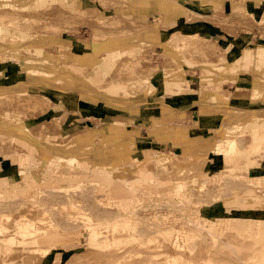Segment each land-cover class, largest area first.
Wrapping results in <instances>:
<instances>
[{
	"label": "rangeland",
	"instance_id": "1",
	"mask_svg": "<svg viewBox=\"0 0 264 264\" xmlns=\"http://www.w3.org/2000/svg\"><path fill=\"white\" fill-rule=\"evenodd\" d=\"M148 1L149 2L146 0V2L142 4V0H82V6L87 7V11L80 10L79 14L88 17L82 18L83 20L85 19L87 23L85 20H78V23L75 21L78 26L76 25L77 27L75 28L73 24L76 29H72L74 32L62 29L66 17L59 13V11L62 7H65V5L57 0H55L54 4L47 10H40L41 12L37 13L38 10L35 9V11L33 9L31 11L36 12L35 14L33 13V15L31 11V13L28 11L32 16L26 14L27 11H25V13L20 12V15L24 13V15H22L23 18H20L19 13H14L12 17L16 18L15 16L19 15L20 19L18 18L14 21L19 22L20 27L21 24L22 26H27V23L31 21V17H36V19H34L36 21L32 22L38 26V28L35 27L33 23V25L31 24L32 26L28 23L29 26L32 27V30L30 27L26 28V26H24L26 28L25 30L30 29L27 30L28 32L30 31V33L34 30V32L38 33L41 37H50L49 42L45 44V48L55 55L58 61L62 60V63L67 69L75 65L77 59L74 56V52L78 51L81 55L95 54L93 50V43L95 40L99 42L103 39H108L112 42L121 41L122 45H124L123 48L133 49L134 52L129 54L124 53L122 55L119 54L114 60L113 68L111 66H106L108 70L106 73H101V68H98L95 76L91 78L92 81L94 80L96 82V86L102 88L111 83L109 87L113 86L119 88L118 91L120 92L113 95V98L119 102L123 100H125L127 104L135 101L146 102V104L143 105L145 109H147V106L158 108L157 114H162L160 120H162L163 123H170L173 126L182 127V129H194L193 125L195 122H193L190 116H185L184 109L158 104L154 97V92H156L158 86L155 85L153 76L155 71H157V67L162 63L161 55L164 52V46L156 41L140 45L137 43H130L128 40L132 39L133 36L137 35L148 26L165 32L166 39L180 32H198L202 35L209 36L206 32H202L203 28L201 27L214 28L216 32L220 33L218 38L215 37V41L218 42L219 48L221 49H216V62L206 60L207 58L204 57L202 59L201 54V58L198 57L196 51L194 56L197 55L198 58L196 56V58L191 56L194 51L192 54L190 53L191 55L187 54L190 51L179 53L189 57L191 59L190 61L195 64L194 67L185 65L187 71L184 79L188 83L189 80H199L202 87V82L198 79L202 70H207L222 76L220 70L216 68L213 69L212 65L223 62L227 56L228 51L225 49L230 43L225 39H229L231 36L239 37L240 33H243L235 44L236 47L239 46L237 48L239 52H241L240 47L242 48V45H240V42H242L243 37L250 32H252V37L254 35L260 37L261 33L264 31V20H261L260 12L258 11L255 14L239 15L232 24L220 26L218 23L219 15L231 14L233 3H238V7L240 10L243 9L242 11L244 12L246 0H243V2H236L235 0H216L215 2L214 0L212 5L208 7H205L206 5L204 6L203 4L208 3V0H164L165 3L174 2L175 5H179L183 10L178 18L175 17L177 19L174 20L173 18L175 22L171 23L170 20L168 21L165 19L164 13L155 5V0ZM220 1V6L214 4ZM226 1L230 2V10L227 13L223 10ZM192 13L196 16L192 15ZM197 14L203 16L197 17ZM24 16L30 18V20H25ZM192 16H194L195 19L197 17L198 20H190V18H193ZM144 17H146V20ZM0 20H3V18H0ZM81 21H83L84 24H82ZM24 27H22V29H24ZM35 28L36 30L42 29L36 32ZM44 29L46 31H44ZM176 30H180V32H176ZM51 38L56 40H64V38L71 39L74 40V43L71 44L70 42L71 45L60 47L59 42H53ZM75 39L88 42V44H84L83 42L80 43L81 41L79 40H77L79 43L75 42ZM255 39L252 38L254 42L246 45V49L253 50L255 48L257 45ZM63 43L66 42L64 41ZM72 45L77 48L72 47ZM210 46L212 45L210 44ZM236 47H231L233 51L230 53L231 55L228 53L229 58L232 59V57L238 55ZM213 48L216 47L213 46ZM222 51L223 53L226 52V56ZM109 52H112V50ZM102 53L105 54L106 52L104 51ZM219 55H222V57L224 55V57H219ZM173 63L175 62L168 61L169 65ZM253 66L254 61L251 60L249 65L242 67L243 73L251 77ZM13 67L20 68V64L15 60L0 62V74L7 75L12 73ZM77 77L81 78V76L78 75ZM42 78L43 76L34 83L30 82L28 78L23 79L24 81L22 84L36 83L45 86L51 97L47 108L44 107L45 105L37 103V100L31 101L30 103L27 102V100H23L24 103H21L17 101V98L2 97L0 98V115L13 119H19L24 116L34 118L30 120H34L31 124L32 127L36 128L38 132L41 131L50 140L57 139L61 136L60 132H64V134H73L75 139H82V135H86L85 137L90 138L95 143L101 142V136L94 135L96 133L94 131L95 128L103 126L100 134L102 133L105 135L106 133L102 120L104 117H107L106 115H109L112 119L123 120L126 122V125H134V130L137 131L138 136L149 135L148 127L155 125V121L153 120H145L142 116H131L130 113L126 112L130 107H124L125 111L116 110L104 107L100 102L88 103L84 100H80V98L77 102V107H67L64 111L51 110V106L57 102H53L52 97L54 96L56 99H61L63 97V94L60 92L62 88L69 91L67 95L74 96H79V94L84 93L86 90L82 88L84 85L76 81L73 76L70 77L69 84L68 82L63 84H58L56 82L47 83L44 82ZM5 81L10 83L11 79H5ZM221 82H228L234 86L236 85L234 79L229 76H226L224 79L222 78L217 84ZM167 84L168 82L165 85ZM222 84L220 87L225 89ZM249 85L250 81L247 79L243 87H249ZM109 87H107L106 90ZM147 87H150L152 92L149 94V97L147 96L146 98ZM230 90L234 91V87H231ZM166 91L170 92L168 89ZM188 91L195 92L190 88ZM225 93L226 97L230 99V105L250 108V100L237 99L239 97V95H237L238 93L229 91V89H225ZM95 97L100 99L97 95ZM203 103L210 102L201 101L197 104V108L199 104L201 105ZM226 108L227 107L224 106L225 110ZM256 111L261 112L263 109L258 107ZM130 117L135 118L133 124L130 123ZM58 119H66L60 128V125L56 122ZM193 119L195 121V116ZM44 120L46 126L41 124ZM205 135L211 136L213 139L215 137V131L211 130ZM238 135L241 144L245 146L248 141L247 138L250 136L249 130L245 131V129H242L238 132ZM1 136L3 142H9L12 144L13 148L8 144L5 147L7 155L0 152V158L5 160L0 166V175L10 171L16 180V161L22 162L24 165H27L31 159L40 161L43 150L38 148L30 152V149L15 137L3 133H1ZM262 137L264 140V135ZM167 143L169 145L165 147ZM191 144L206 145L201 141L198 143L197 141L194 142V140L186 142L185 145ZM115 146H117V144L110 143L107 148L112 149ZM1 147L2 145L0 144V149ZM161 148L164 151L176 149L172 142H165ZM151 152L153 153V151ZM146 153L150 152L146 151ZM146 153L145 151L135 149L132 154L134 156L133 159H130L128 161L129 164L126 165L129 173L131 167L138 168L139 166L137 165L141 163L142 165H140V167L142 173L140 172L138 175L143 177L145 172H148L147 174H149L150 177V179L142 181V184L134 186L135 188L133 189H129L125 182H127L128 179H135V177H137L136 174H129L126 177H122L118 174L110 177L94 172L92 169H88L89 171L83 170V172H81V170H72V173H67L69 171L67 168L64 170L65 173L60 169L65 163H60L58 166L59 170L55 173H52L48 169L44 170L45 180L44 182H40L38 186L35 187V185H32L30 189L22 188L16 195L0 199V213L3 214L0 215V224L2 223V225L5 224L8 226V233L0 235V264L6 262L8 264H40V259H34L35 256H39V254L34 251V246L45 249L51 245L55 247L56 245L64 246L57 248L56 251L60 252L55 255L52 254V256L66 258L70 253L79 251L80 255H82L81 261H86L85 257L91 256V260L96 264L106 263L110 256L112 258L119 257V261H123L124 264H130L131 262H133V264L161 263L160 260L164 255L158 247L156 249L161 252L154 255L157 257V260H154L156 259L154 258L148 261L143 260L141 254H130L129 251H127L134 246V244L130 243V239H127L130 245L126 243L123 246H117L116 249H113L112 245H109L114 241L112 239L113 233L110 229L106 228L105 225L118 224L125 228V221L130 222V228H119L117 229V233L128 234L127 237L132 235L138 236L140 233L139 237L142 239L144 238L143 235H146L145 231H149L148 229L159 231L165 228L171 229V227L180 226L178 229L183 232V243L191 248L200 246L203 248L202 255H207L209 251L217 260V263L264 264V228L252 226V228L249 229V234H245V228L233 226L235 224L229 219V215H236L244 211L238 209L232 210L231 205L228 203L229 201H234L236 206L245 208V196L251 193L253 199H258L260 201L257 212L264 210V185L257 180L260 178V173H264V169L260 172L261 163L262 167H264V156L259 160V167L251 170L248 175H246L240 170L229 168V165L224 163L220 155L210 153L208 157H206V160L204 159L205 162L202 165L193 166L191 171L186 173L183 182L185 184L182 188H178L176 187V178L178 179L180 177L179 172H175L170 168L166 169V171H160L154 161V154L149 156ZM246 157L247 155L245 153H240L233 158V161L239 163ZM145 160L147 161L142 163ZM186 162L189 161H182L179 164H184ZM51 163L56 164V162ZM84 171L87 172L84 173ZM100 175L110 183L111 197H113L111 200L107 192L102 190L103 188L99 185L98 181L100 180H98V176ZM58 178H62L66 181L64 185H55L61 184ZM139 179L143 180L142 178ZM71 185H74V187H70ZM101 195H104V197ZM128 196L129 198L131 197V201L129 199L130 202L126 204L127 208L125 211L121 210V205L113 202L115 199H123ZM139 201L140 203L138 204ZM222 209L226 210L222 211ZM214 210H216L214 212V217L221 216L223 219L212 223L210 218H212V211ZM126 211L130 213L128 219H124L122 216ZM66 222H70L75 228L72 230H64V232H76L79 234V236L77 235V237L69 240V242L58 241L54 243H45L44 241L46 239L50 241L54 240L52 236L51 238L45 236L43 237L45 240H40V244L38 245L30 242L24 243V234L26 237L32 236L33 239H37V232L42 230L39 229L40 226L51 225L52 230V226H60ZM22 224H25L26 228L21 233L19 228ZM182 226L184 228H182ZM95 229L97 231H103L100 234L103 239H100L99 242H108L106 248L113 249L114 251L112 253H99V249H102L101 245H93L91 243L92 240L84 235L90 230L93 231ZM146 238L147 236L144 239ZM69 243L72 244V246L66 247L74 249L70 250V252H66L65 245H69ZM127 245H129V247ZM153 249H155V247ZM90 250H92V252H90ZM174 254L177 255V251ZM72 255L74 256V254ZM175 255H173V253L168 254L165 258L166 263L172 262L170 258ZM192 256L197 255L189 252L185 253L183 258L184 262L186 259H191ZM6 257L8 258L7 260H5ZM130 258L132 259L128 260ZM55 262H59V259L56 258ZM66 263L67 261H62V264ZM50 264H53V262H50Z\"/></svg>",
	"mask_w": 264,
	"mask_h": 264
},
{
	"label": "bare ground",
	"instance_id": "2",
	"mask_svg": "<svg viewBox=\"0 0 264 264\" xmlns=\"http://www.w3.org/2000/svg\"><path fill=\"white\" fill-rule=\"evenodd\" d=\"M57 1H60L65 5V7H62L59 11V13L66 17L63 22L62 29L74 32V30H76L75 28L78 26V20H83L82 18H88L79 14L80 10L86 12L87 7L82 6V0ZM235 1L243 2V0ZM54 2L55 0H0V11L5 9L4 11L0 12V18H3L4 20H0V62L15 60L20 64V68H12V73L7 75L0 74V98H17V101L21 103H24L23 100H27V102L29 103L31 101L37 100V103L43 104L45 105L44 107L47 108L49 106L51 97L49 96L46 87L36 83L22 84V82L24 81L23 79L28 78L30 82L34 83L35 81L37 82V80L40 79L41 76H43L42 80L47 83L56 82L58 84H63L65 82H68L69 84L70 77L73 76L76 81L84 85L82 86V88H84L86 91H84V93L82 94L77 93L79 94V96H74L67 95L69 91L62 88L60 92L63 94V97L61 99H56L54 96L52 97L53 102H57H55L54 105L51 106V110L54 109L56 111H64V109L67 107H77V102L80 98V100H84L88 103L100 102L104 107L116 110L125 111L124 107H130V109L126 110V112L130 113L131 116H142L145 118V120H153L155 121V125L148 127L149 135L138 136L137 131L134 130V125H126V122H124L123 120L112 119L109 115H106L107 117H104L102 119L104 128L106 129V133L105 135L101 136L100 143H95L90 138L85 137L86 135H82V139H75L73 137V134H64V132H60L61 136L57 139L50 140L41 131L38 132L36 128L32 127L31 124L32 121L34 122V120H30L34 118H28L24 116L19 119H13L7 116L4 117L0 115V135L1 133H3L5 135L15 137L17 140H20L28 149H30V152L38 148L43 150L42 157L40 156V161L31 159L27 163V165H24V163L22 162L16 161V180L12 176V173H10L4 179H0V199L16 195V193L22 188L30 189L32 185H35V187L38 186L40 182H44L45 180L44 170L48 169L52 173H55L59 170L58 166L60 163H65L64 166H62L60 169L62 172H65L64 170H66L65 168H67L69 170L67 173H70L72 170H81V172H83V170L92 169L94 172L104 174L105 176L108 175L110 177L118 174L122 177H126L129 174H136L137 177H135V179H128L127 182H125L126 186L129 189H133L135 188L134 186L142 184L141 182L145 179H150L149 174H147L148 172H145V175H143V177L138 175V173H142L140 167V165H142L141 163L137 165L140 168L131 167L129 169L130 172L128 173V167L126 165L129 164L128 161L130 159H133L134 156L132 154L134 153L135 149L145 151V153L146 151L150 152L146 153L149 156L151 154H154V161L159 167L160 171H166V169L169 168L175 172L178 171L180 174V177L178 179L176 178V187L178 188H182L185 184L183 182L186 173L188 171H191L193 166L202 165L205 162L206 157H208L210 153L220 155L224 163L229 165V168L233 170H240L246 175H248L251 170L257 169L259 167V160L262 156H264V140L262 137L264 135V31L260 35L258 42L259 45H257L256 50L254 49L255 61L251 78L245 77V75L243 74L240 75L236 63L232 64L230 67L218 66L214 64L212 65L213 69L216 68L220 70L222 76L226 75L234 79L236 83L235 92L240 93L245 99L250 100V108L230 105V99L226 97L225 89L220 87V83L217 84L219 81H221V76L219 74L216 75L213 72L211 73L207 70H202L199 78L202 82V89L197 92L198 94H196L195 104L197 106V104L201 101L210 103H203L201 105L199 104L198 108H195L196 112L194 121L195 124L193 125L194 129H182V127L180 128L177 126H173L170 123H163V121L160 120L162 114H157V107L147 106V109H145L143 105L146 104V102L140 101H135L129 104L125 103V100L119 102L118 100L113 98V95H116L117 92H120L118 91V87H109L111 84L109 83L108 85L99 88L96 86V82L94 80L92 81L91 78L95 76L97 72L96 70L98 68H101V73H106L108 71L106 69V66H111L113 68L114 60L119 56V54L122 55L124 53L129 54L134 52L133 49L123 48L124 45H122L121 41L112 42L111 40L103 39L99 42L95 40L93 43V50L95 54L81 55V53H79L78 51L74 52V56L77 59L75 61V65H72L67 69L65 68L66 66L62 63V60L58 61L55 55L50 53V51L45 48V44L49 42L50 37H41L38 33H35L34 30L32 31V33H30V31H27L30 29L32 30V27L30 26L34 24L32 21H36L34 20L36 19V17H31V21L28 22L30 26L27 23L28 27L26 25L22 26V24L20 27L19 22L14 21L15 19L17 20L19 18L20 12L25 13V11H27L26 14L33 15V13H36V10H38L37 13L41 12L40 10H47L52 4H54ZM145 2L146 0H142L141 3L144 4ZM147 2L149 1L147 0ZM213 2L214 0H208V3L203 4L204 6L206 5L205 7H208L211 6ZM214 4L220 6L221 1ZM237 4L233 3L231 14L219 15L218 23L220 24V26L232 24L235 18L239 17V15L255 14L258 11L260 12L261 20H264V1L246 0V8L244 12L242 11L243 9L240 10ZM155 5L162 13H164L165 19L168 21L170 20L171 23H174V20L176 19L175 17H178L183 12L182 8L179 5H175L174 2L165 3L164 0H155ZM33 9L36 10L31 11ZM28 11H31L32 13L30 12V14L28 13ZM14 13H19V15H16V18H14L12 17ZM24 13L20 15V18H23L22 15H24ZM192 15H194V13H192ZM194 16H192L193 18H190V20L192 19L193 21V19H195ZM198 16L202 17L203 15L197 14V17ZM197 17L195 20H198ZM145 18L146 17H144V19ZM24 19L30 20V18L25 16ZM75 21H77V23ZM83 21H81L82 24H84ZM73 24L75 25V28ZM24 26H26V28L30 27V29L25 30L26 28ZM22 27H24V29H22ZM35 27L38 28V26L36 25ZM73 28L74 30H72ZM40 30L38 29L36 30V32ZM44 31L46 30L44 29ZM251 33L252 32L246 34L245 37H243L242 42H240V45L244 47V55H246L245 45H247L248 42L252 40ZM165 36V32L148 26L146 29L140 31L137 35L133 36L132 39H129L128 41L130 43H137L140 45L156 41L164 46V52L161 55L162 63L157 67V71H155V74L153 76V81L155 82V85L158 86V89L156 90V92H154V97L158 104L177 107L175 106L176 102L188 99L191 96V92L188 91V89L190 88L189 84L184 79V76L187 71L186 66H195L194 62L192 63L190 61L191 59L189 57L179 53L190 51L187 54L191 55L194 51L193 55H191L193 57L196 51L198 57H200L201 54L202 59L204 57L207 58L206 60L215 62L217 61L216 49L220 48L218 42H216L213 38L202 35L200 33L187 35L180 32L167 39L165 38ZM75 40V42H78L77 40H79L81 41L80 43L83 42L84 44H88V42L82 41L80 39ZM51 41L59 42L60 47L69 46L74 43V40L66 38H64V40H56L51 38ZM64 41L66 43H63ZM210 44L212 46H210ZM213 46L216 48H213ZM72 47L77 48L74 45H72ZM229 49L230 46H226L225 50L228 51ZM111 50L112 52H109ZM104 51L106 52L105 54L102 53ZM225 53L223 54L226 56ZM197 55L195 56L197 57ZM195 56L193 58H196ZM219 57H222V55H219ZM168 61L175 63L169 65ZM77 75L81 76V78H78ZM5 79H11L10 83L8 81H5ZM245 79H248L250 81L249 87H243V85L240 83V80ZM167 82L168 84L165 85ZM107 87L109 88L106 90ZM167 89L170 90V92L166 91ZM151 92V88L147 87L146 98L147 96L149 97V94ZM96 95L100 99H97L95 97ZM224 106L227 107L226 110L224 109ZM258 107H261L263 111H256V108ZM129 120L130 123L133 124L135 118L130 117ZM65 121L66 119L56 120V122H58V124L60 125L59 128ZM41 124L43 126H46L45 120L41 122ZM242 129H245V131L249 130L250 133L245 146H243L238 139V132ZM128 130H130L131 132ZM211 130L215 131V137L212 139L211 144L185 145L186 142L190 140H194V142H196L200 137L206 136L205 134L209 133ZM165 142H172L175 145L176 149L172 151L162 150L161 146ZM110 143L117 144V146L112 149H108L107 147ZM151 151H153V153ZM240 153H245L247 157L241 162L235 163L233 161V158L235 156H238ZM146 161L147 160L141 162L145 163ZM182 161L189 162L179 164ZM51 162H56V164H53ZM263 169L264 167H262L261 163L260 172L263 171ZM86 172L87 171H84V173ZM138 177L142 178L143 180H140ZM58 180L61 182V184L55 185H64V183L66 182L62 178H58ZM98 180H100L98 182L99 185H101V187L103 188L102 190L107 192L110 200L111 198L113 199V197H111L112 193L109 181L103 179L101 175L98 176ZM257 180L264 185V173H260V178H258ZM70 187H74V185H71ZM101 196L104 197V195ZM251 196V193L246 194L245 208L236 206L234 201L228 202L231 205L232 210L238 209L244 211L236 215H229V219L232 221V223L235 224L233 226L237 228H245V234H249V229H251L252 226L264 228V210L257 212V209L260 206V201L258 199H253V197ZM129 199L131 201V197L129 198L128 196L123 199H115V201L113 202L121 205V210L125 211L127 208L126 204L130 202ZM139 203L140 201L138 202V204ZM225 210L222 209V211ZM215 211L216 210L212 211V218H210L212 223L223 219V217L221 216L214 217ZM0 215L3 214L0 213ZM129 215L130 213L128 211L122 214L124 219H128ZM125 222V228L121 227L118 224L105 225V227L110 229L113 233L112 239L114 241L109 244L112 245L113 249H116L117 246H123L124 244L129 242L127 239H130V243L134 244V246H130V250L128 249L127 251H129L130 254H141L143 260L150 261L154 258H156L154 260H157V257H155L154 255H157L161 251L163 252L164 257L160 260L161 263L152 262L149 264H224L217 263V260L209 251L207 255H202L203 248H201L200 246H198L197 248H191L183 243V232L179 231L178 229L180 228V226H174L171 227V229L165 228L164 230L162 229L159 231L148 229L149 231H145L146 235H143L144 238L146 236L147 238L141 239L139 237L140 233L138 234V236L132 235L128 237V234L117 233V229L119 228H130V222ZM25 226V224H22L20 226L19 229L21 233L26 228ZM7 228L8 226H6L5 224L2 225L1 223L0 235L7 234ZM74 228L75 227L72 226L70 222H66L60 226H52V230L51 225L40 226L39 229L42 230H39L37 232V239H33L32 236L26 237V235L24 234V243L30 242L32 244L38 245L40 244V240H45L43 239V237L45 236H47V238H51L52 236L54 239L53 241L46 239L44 241L45 243H54L58 241L69 242V240L77 237V235L79 236V234L76 232L66 233L64 232V230H72ZM182 228L184 227L182 226ZM102 232V230L97 231L95 229L93 231L90 230L87 234L84 235L92 240L91 243L93 245H101L102 249H99V253H112L114 251L113 249L106 248L108 246V242H99L100 239H103L100 235ZM129 245L127 246L129 247ZM62 246L63 245H56L55 247L54 245H51L50 247H46L45 249L39 246H34V251L39 254V256H35L34 259H40V264H50V262H53V264H62V261H67L66 264H96L91 260V256L85 257L86 261H81L82 255H80L79 251L70 253L66 258L54 256L55 254H58L60 252L56 251V249L61 248ZM66 246H72V244L69 243V245H65L66 252H70V250L74 249L69 247L67 248ZM154 247L155 249H153ZM157 247L160 248L161 251L156 249ZM176 251L177 255L174 254ZM90 252H92V250H90ZM187 252L197 256H192L191 259H186L184 262L183 258L185 253ZM62 253L65 254L64 252ZM170 253H173V255L175 256H172L170 258L172 262L166 263L165 258ZM52 254L54 255L52 256ZM72 254H74V256ZM56 258L59 259V262L57 263L55 262ZM7 259L8 258L6 257L5 260ZM131 259L132 258L128 260ZM4 264L8 263L6 262ZM97 264L124 263L123 261H119V257L112 258L110 256V258L107 259L106 263ZM130 264H133V262H131Z\"/></svg>",
	"mask_w": 264,
	"mask_h": 264
},
{
	"label": "crops",
	"instance_id": "3",
	"mask_svg": "<svg viewBox=\"0 0 264 264\" xmlns=\"http://www.w3.org/2000/svg\"><path fill=\"white\" fill-rule=\"evenodd\" d=\"M262 1H264V0H262ZM223 10L225 11V13H227V12H229V10H230V2L229 1H226L225 3H224V6H223ZM180 16V15H179ZM178 18V17H177ZM176 18V19H177ZM201 28H203V30H202V32H206L209 36L208 37H210V38H213L214 40H216V38L215 37H219L220 36V33L219 32H216V30L214 29V28H204V27H201ZM176 32H180V30H176ZM185 33V32H184ZM195 33H198V32H187V33H185V34H187V35H189V34H195ZM243 33H240V35H239V37L242 35ZM239 37H235V36H231L229 39L227 38V39H225L227 42H229L230 43V49L228 50V53L230 54L233 50L231 49V47L233 46L234 48L236 47L235 46V44L237 43V41H238V39H239ZM256 39H255V38ZM253 39H255V41H257V45H259V36L258 35H254L253 37H252ZM252 42H254V40L252 41H250V42H248V44L247 45H249V44H251ZM257 45L255 46V50H256V48H257ZM158 47H161V46H158ZM237 47H239V46H237ZM236 47V50H237V52H238V55L236 56V57H232V59L231 58H229L228 57V53H227V56L225 57V59L223 60V62H220V63H216V64H214V65H218V66H227V67H230L232 64H234V63H236L237 64V66H238V72H239V74L241 75V74H243V75H245L244 73H243V71H242V67L243 66H245V65H249V62L251 61V60H253V61H255V50L253 49V50H249V49H246V55H244V47H240V49H241V52H239V49ZM245 48H246V45H245ZM231 55V54H230ZM244 58V59H243ZM216 62V61H215ZM254 67V66H253ZM199 77L200 76H198V79H199ZM226 77V75H223V76H221V78H225ZM245 77H248V76H246L245 75ZM251 77H252V74H251ZM251 77H249V78H251ZM223 83V84H222ZM240 83L242 84V85H245L246 84V79L245 80H240ZM189 87H190V89L192 90V91H195V92H191V96L188 98V99H184V100H180V101H178V102H176L175 103V106H177L178 108L180 107L181 109H184V112H185V116L187 117V116H190L191 117V119L193 120V122H194V116H195V111H196V104H195V100H196V94H198L197 92H199L200 91V89H201V84H200V82H199V80H196V79H193V80H189ZM223 85V87L225 88V89H229V91H232V92H235V89H236V85L234 86L233 84H230V83H228V82H221L220 83V85ZM231 87H234V91L233 90H230V88ZM237 95H239V97L237 98V99H240V100H245V98L240 94V93H238ZM244 98V99H243ZM103 129V126H101V127H97V128H95L94 129V131L96 132L95 133V135H97V136H102L103 134L101 133L100 134V132H101V130ZM99 134V135H98ZM203 142V144H211V142H212V137L211 136H202V137H200L198 140H197V143L198 142ZM0 144L2 145V147H1V149H0V152L1 153H3V154H5V155H7V153L5 152L6 150H5V147L8 145V144H10L9 142H3V139H2V136L0 135ZM11 146H12V144H10ZM166 145H169L168 143L167 144H165V147H166ZM12 148H13V146H12ZM4 150V151H3ZM11 155V154H10ZM5 160H3V158H0V166H1V164L4 162ZM128 171V170H127ZM11 172L9 171L8 173H4V174H1L0 175V179H4L5 177H7L9 174H10Z\"/></svg>",
	"mask_w": 264,
	"mask_h": 264
}]
</instances>
